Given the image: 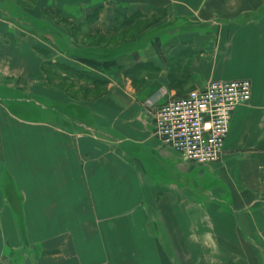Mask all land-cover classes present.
<instances>
[{
	"label": "crops",
	"instance_id": "crops-1",
	"mask_svg": "<svg viewBox=\"0 0 264 264\" xmlns=\"http://www.w3.org/2000/svg\"><path fill=\"white\" fill-rule=\"evenodd\" d=\"M236 79L219 161L156 136ZM0 264H264V0H0Z\"/></svg>",
	"mask_w": 264,
	"mask_h": 264
},
{
	"label": "built area",
	"instance_id": "built-area-1",
	"mask_svg": "<svg viewBox=\"0 0 264 264\" xmlns=\"http://www.w3.org/2000/svg\"><path fill=\"white\" fill-rule=\"evenodd\" d=\"M251 80H214L155 111V134L185 160L208 165L222 158L233 112L252 99Z\"/></svg>",
	"mask_w": 264,
	"mask_h": 264
},
{
	"label": "rangeland",
	"instance_id": "rangeland-1",
	"mask_svg": "<svg viewBox=\"0 0 264 264\" xmlns=\"http://www.w3.org/2000/svg\"><path fill=\"white\" fill-rule=\"evenodd\" d=\"M106 41L105 40H102V41H100V43L101 44H107V43H105ZM88 43H91V41L90 42H88ZM60 83V82H59ZM58 87H60V85L58 84ZM33 102L34 103H37V105H38V107L40 108V109H47V107L49 108V106H51V104L49 103V102H47V101H44V99H41V98H39V97H37V99L34 101L33 100Z\"/></svg>",
	"mask_w": 264,
	"mask_h": 264
},
{
	"label": "trees",
	"instance_id": "trees-1",
	"mask_svg": "<svg viewBox=\"0 0 264 264\" xmlns=\"http://www.w3.org/2000/svg\"><path fill=\"white\" fill-rule=\"evenodd\" d=\"M90 64L100 65V64H98V63H94V62H93V63L91 62ZM100 66H101V65H100Z\"/></svg>",
	"mask_w": 264,
	"mask_h": 264
}]
</instances>
